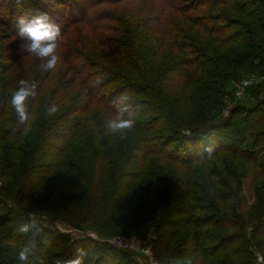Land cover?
<instances>
[{
  "label": "trees",
  "instance_id": "trees-1",
  "mask_svg": "<svg viewBox=\"0 0 264 264\" xmlns=\"http://www.w3.org/2000/svg\"><path fill=\"white\" fill-rule=\"evenodd\" d=\"M128 3L107 18L84 13L60 29L56 54L65 69L50 94L53 69L43 64L11 77L0 71V264H24L18 253L30 240L38 243L27 264H57L81 251L84 264H138L101 237L118 233L150 243L163 264H256V253L264 255L262 210L244 213L241 187L221 191L224 170L213 168L225 152L249 164L253 180L264 176V98L222 115L235 82L264 72V0ZM75 24L82 26L62 41ZM21 80L36 86L25 101V123L11 105ZM78 81L74 98L69 91ZM120 97L134 112V126L123 134L106 128ZM53 104L57 111L48 115ZM56 143L57 158L41 161ZM195 165L205 167L200 180ZM258 195L264 208V193ZM29 211L96 231L102 253L91 257L90 237H65L54 249L47 244L52 234ZM24 224L40 233H22Z\"/></svg>",
  "mask_w": 264,
  "mask_h": 264
},
{
  "label": "rangeland",
  "instance_id": "rangeland-1",
  "mask_svg": "<svg viewBox=\"0 0 264 264\" xmlns=\"http://www.w3.org/2000/svg\"><path fill=\"white\" fill-rule=\"evenodd\" d=\"M129 1L131 0H121L119 3L113 4L112 1L110 2H104L102 0H71V3L67 6L62 5V0H6V1H0V71H4L8 77L16 76L20 72L22 68H27L26 70L29 72V68L35 69V66L37 64V67H43L46 64V59L38 58L27 51H25L22 46L27 43V41L21 37L18 36V20L21 17H27L31 19L32 17L39 15V14H47V16L53 20L56 24L59 25L60 29H68L67 27L71 25V22L79 18L82 14L88 13L87 15H91L97 18L105 17L107 18L109 15H111L112 11L111 9L115 7L116 5H125L129 6ZM138 1V0H133ZM160 1V0H159ZM61 2V3H60ZM95 4L96 6H92ZM91 5L92 8L89 6ZM74 6V7H73ZM120 7V6H119ZM201 11L207 12V8L205 6L200 8ZM100 25H106V23H109L107 20H101ZM7 24V25H6ZM82 26L81 24H75L72 27V29L67 30L68 32L64 33L61 36V40H68V36L71 35V32L74 31V28L78 30ZM4 29H10L8 31L10 38H2L4 32L2 30ZM73 33V32H72ZM11 35V36H10ZM25 53H28L24 55L23 57H18L20 55H23ZM17 57L15 60L14 58ZM43 64V66H42ZM2 66H6L5 69H2ZM10 67V68H8ZM8 68V69H7ZM45 68V67H44ZM65 65L60 60L57 62L56 67L50 72L49 78L45 85V90L47 93H51V90L55 89V87L59 84V81L61 80L62 73L64 72ZM34 73H30V75H33ZM79 81L76 82L71 88H70V95L71 97L76 98L79 92ZM235 90L233 91V95L230 97H227L226 99V106L223 108V116L227 117L230 113L231 109L234 107H244L249 108L255 105L259 100L264 98V72L263 73H251L248 75H244L241 79L235 82L234 84ZM70 101V100H69ZM67 101L66 103L69 104L70 102ZM80 114L77 113L75 117H78ZM243 115V114H242ZM239 117V116H238ZM261 127H264V123ZM237 129V127L234 128V130ZM241 130V129H240ZM230 131H227L226 133L230 134ZM233 133V132H231ZM219 139V138H218ZM227 137L224 135L220 137L219 140L215 144H220L223 141H225ZM59 145V143H56L55 146L49 147L48 150H45V153L40 157L41 161H44L46 164L51 163V161L55 160L56 157V146ZM264 157V155H262ZM215 167L214 169H217L219 171L223 168L224 171H221L222 175H224L226 178L224 181L225 183L220 182L219 189L221 191H228V193L231 194L237 191L238 187H241L243 195H245L246 203L243 209V212L245 213L248 211L249 208H257L258 212L262 210V219H261V231L260 235L258 233V237L263 238L264 237V208L263 203H258L259 198L256 197L258 194L264 193V176L259 177L258 180H253V171L252 167L244 163L240 160H234L230 159L229 156L225 152H220L219 159L214 161ZM194 172H197L195 175L200 180V175H202V170L205 169L203 165L194 166ZM231 178V180H230ZM1 181V180H0ZM230 181V182H229ZM229 182V183H228ZM259 196V195H258ZM12 206L13 209L17 210L18 206H15V204L9 203V206ZM259 207L261 209H259ZM255 211V210H254ZM27 216L29 219L33 220L34 223H36L39 227L43 228L44 230L49 231L52 235H50V239L47 242V244L54 243V249L58 250L61 249L60 246H57V243L59 241H62L66 238L69 239H83L90 237L91 239L97 237L96 231H92L90 229L84 228L83 225L77 226L71 224L69 221H66L65 219L58 218L57 216L47 212H39V211H29L27 213ZM40 232H33L32 229L28 233L31 237H35V235H38ZM93 234L91 237L90 235ZM61 236L60 238H58ZM115 236H121L122 238L138 241L137 237L135 235H122L120 233L114 234V235H107V236H101L105 237L106 239L113 238ZM151 239H154L155 236L151 233L148 235ZM35 244L38 241H34ZM26 244L28 241L25 242ZM90 245V252L91 257H96L102 253V246L97 244ZM140 245L143 246H149L147 243L139 242ZM111 245L110 243H108ZM114 247V246H113ZM116 248V247H115ZM118 249V248H116ZM124 251V250H123ZM126 252V251H125ZM152 252V251H151ZM130 255V257L136 261L138 264H148L147 261L140 256H137L138 259H135L129 252H126ZM260 255L261 253L258 252ZM256 253V256L257 254ZM153 257L160 263L163 264L161 260H159L157 257ZM117 258V255H115V259Z\"/></svg>",
  "mask_w": 264,
  "mask_h": 264
},
{
  "label": "clouds",
  "instance_id": "clouds-1",
  "mask_svg": "<svg viewBox=\"0 0 264 264\" xmlns=\"http://www.w3.org/2000/svg\"><path fill=\"white\" fill-rule=\"evenodd\" d=\"M60 27L47 14H39L31 19L21 17L18 20V36L27 41L22 48L28 53L46 59L44 65L46 70H52L56 67L58 56L57 38L60 36ZM36 95V86L29 84L28 81H19L17 90L12 93L11 105L18 114L20 123H25L29 119V113L25 101L30 96ZM127 97H120L114 103L117 105L115 118L107 121L106 128L112 133H124L125 130L134 126V112L132 106L126 103ZM57 111L56 105H51L47 109L48 115H53ZM211 152V148L207 149ZM34 224H24L20 227L22 233H28ZM35 249V242L29 241L23 246L19 253L18 259L27 264L29 256ZM57 264H84V253L81 251L75 258L58 261ZM256 264H264V255L259 253L256 256Z\"/></svg>",
  "mask_w": 264,
  "mask_h": 264
},
{
  "label": "built area",
  "instance_id": "built-area-1",
  "mask_svg": "<svg viewBox=\"0 0 264 264\" xmlns=\"http://www.w3.org/2000/svg\"><path fill=\"white\" fill-rule=\"evenodd\" d=\"M91 237L93 234L90 235ZM94 238H96L94 236ZM112 246L129 252L131 256L138 259L137 256L143 257L148 264H160L152 255L151 247L140 245L139 242L122 238L121 236H115L110 239H106Z\"/></svg>",
  "mask_w": 264,
  "mask_h": 264
}]
</instances>
